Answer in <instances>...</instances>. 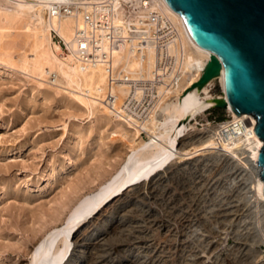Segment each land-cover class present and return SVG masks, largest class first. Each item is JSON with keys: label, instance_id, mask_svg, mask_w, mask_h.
Wrapping results in <instances>:
<instances>
[{"label": "rangeland", "instance_id": "374dc122", "mask_svg": "<svg viewBox=\"0 0 264 264\" xmlns=\"http://www.w3.org/2000/svg\"><path fill=\"white\" fill-rule=\"evenodd\" d=\"M5 34L0 264H29L38 240L150 135L139 126L125 135L116 120L123 118L92 112L52 80L55 73L38 74L35 38L21 23ZM212 85L216 100L226 99L221 81ZM216 104L191 120L188 138L214 135V125L232 119ZM236 149L218 146L177 159L156 179L131 187L83 224L77 243L87 244L78 264H264V203L254 191L255 174Z\"/></svg>", "mask_w": 264, "mask_h": 264}, {"label": "bare ground", "instance_id": "6f19581e", "mask_svg": "<svg viewBox=\"0 0 264 264\" xmlns=\"http://www.w3.org/2000/svg\"><path fill=\"white\" fill-rule=\"evenodd\" d=\"M46 1L49 0H0V38L14 25L21 23L35 38L39 65L37 70L35 64L34 70L39 71L38 74L46 77L50 73H55L52 80L66 87L92 109V112L99 109L108 116L116 114L123 118L116 120L125 135L134 131L133 126H139L140 129H146L150 136L133 147L121 166L109 178L96 189L83 195L65 219L38 240L29 264H78L80 252L86 247L87 241L80 240L82 243L78 244L77 233L89 218L100 215L108 205L127 194L131 187L139 188V184L144 180L156 179L163 168L175 160L191 158L218 146L225 148L228 145L230 148H237L245 163L249 165L250 172L255 174L254 190L264 203V179L260 176L261 166L258 162V154L264 140L256 132L254 124L257 119L254 115L237 114L229 103L227 110L232 119L214 125L212 129L214 135L208 134L202 138L196 135L188 138L187 130L190 129L191 120L198 118V115L217 102L212 93V84L216 79L221 81L227 100L228 96L225 90L224 71L203 87L195 86L205 71L211 52L192 40L184 18L179 12L167 4L180 24L183 41L190 47V52L178 75L180 78L175 84V96L162 106L159 114H151L150 118L143 122L134 114L115 112L103 100L107 82L104 68L102 66L85 68L80 64L73 50L74 20L70 17L49 16ZM54 29L68 43V48L65 49L54 40ZM119 89L124 95L125 90L122 87Z\"/></svg>", "mask_w": 264, "mask_h": 264}, {"label": "built area", "instance_id": "2783aa9c", "mask_svg": "<svg viewBox=\"0 0 264 264\" xmlns=\"http://www.w3.org/2000/svg\"><path fill=\"white\" fill-rule=\"evenodd\" d=\"M167 4L163 0L46 1L49 16L74 20L73 50L80 64L104 68L103 100L115 112L134 114L143 122L159 114L173 96L190 52ZM53 36L68 48L56 29Z\"/></svg>", "mask_w": 264, "mask_h": 264}, {"label": "water", "instance_id": "95a60500", "mask_svg": "<svg viewBox=\"0 0 264 264\" xmlns=\"http://www.w3.org/2000/svg\"><path fill=\"white\" fill-rule=\"evenodd\" d=\"M184 18L192 40L211 52L195 86L225 75L227 99L237 114L250 113L264 140V0H166ZM229 101V102H228ZM264 179V144L258 154Z\"/></svg>", "mask_w": 264, "mask_h": 264}]
</instances>
